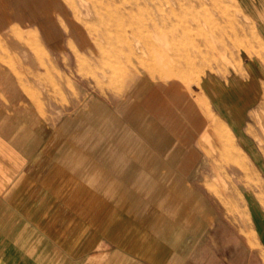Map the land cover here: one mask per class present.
Segmentation results:
<instances>
[{"label": "crops", "instance_id": "0c3cea01", "mask_svg": "<svg viewBox=\"0 0 264 264\" xmlns=\"http://www.w3.org/2000/svg\"><path fill=\"white\" fill-rule=\"evenodd\" d=\"M256 28L261 49L226 77L139 72L104 107L83 112L79 91L38 123L0 97V264H264V148L252 102L234 112L264 86Z\"/></svg>", "mask_w": 264, "mask_h": 264}, {"label": "rangeland", "instance_id": "374dc122", "mask_svg": "<svg viewBox=\"0 0 264 264\" xmlns=\"http://www.w3.org/2000/svg\"><path fill=\"white\" fill-rule=\"evenodd\" d=\"M257 22L264 0H0V97L23 99L38 123L79 91L83 112L104 107L139 72L190 86L226 77L261 49ZM244 86L234 112L252 102L249 127L264 148V86ZM210 131L230 132L214 115Z\"/></svg>", "mask_w": 264, "mask_h": 264}, {"label": "bare ground", "instance_id": "6f19581e", "mask_svg": "<svg viewBox=\"0 0 264 264\" xmlns=\"http://www.w3.org/2000/svg\"><path fill=\"white\" fill-rule=\"evenodd\" d=\"M167 1V0H166ZM165 4H166V2H165ZM169 4V3H168ZM167 5V4H166ZM165 5V6H166ZM161 6V5H160ZM162 7V6H161ZM170 7V6H169ZM204 25V24H203ZM210 129V128H209ZM207 131H208V129H207ZM209 132V131H208ZM206 134V133H205ZM210 134V133H209ZM209 134H207L208 136H209ZM206 136V135H205ZM205 138V137H204ZM210 139V138H209ZM207 142V141H206Z\"/></svg>", "mask_w": 264, "mask_h": 264}]
</instances>
